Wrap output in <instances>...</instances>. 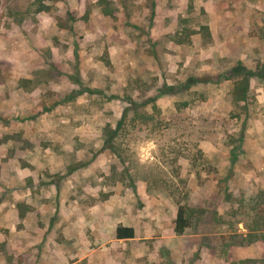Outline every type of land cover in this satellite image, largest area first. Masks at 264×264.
Masks as SVG:
<instances>
[{"label":"rangeland","instance_id":"374dc122","mask_svg":"<svg viewBox=\"0 0 264 264\" xmlns=\"http://www.w3.org/2000/svg\"><path fill=\"white\" fill-rule=\"evenodd\" d=\"M263 63L264 0H0V264H264Z\"/></svg>","mask_w":264,"mask_h":264},{"label":"trees","instance_id":"16d2710c","mask_svg":"<svg viewBox=\"0 0 264 264\" xmlns=\"http://www.w3.org/2000/svg\"><path fill=\"white\" fill-rule=\"evenodd\" d=\"M202 29L205 30L206 33L209 34V27L207 25H203ZM182 42V41H180ZM254 76H258L261 79H264V63L260 65L257 70L248 69L244 65H238L232 68L230 74L225 75L223 79H235V97L240 101H247L249 96V88L251 78ZM126 116V114H125ZM123 120L120 121L119 127H122ZM118 128L114 129L110 133V137L113 140L114 137L118 135ZM112 147V142L109 143ZM188 207L186 204L182 202H178L176 217L174 219V231L177 234H183L185 230L190 226V220L188 218ZM136 231L135 227L131 225H119L116 228V237L119 239L122 238H133L135 237Z\"/></svg>","mask_w":264,"mask_h":264}]
</instances>
